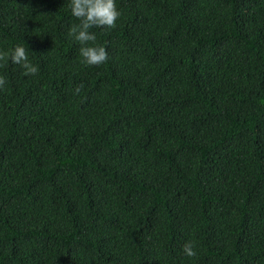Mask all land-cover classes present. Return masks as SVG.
I'll return each instance as SVG.
<instances>
[{
  "label": "trees",
  "instance_id": "16d2710c",
  "mask_svg": "<svg viewBox=\"0 0 264 264\" xmlns=\"http://www.w3.org/2000/svg\"><path fill=\"white\" fill-rule=\"evenodd\" d=\"M116 6L86 66L69 0H0V264H264V0Z\"/></svg>",
  "mask_w": 264,
  "mask_h": 264
},
{
  "label": "clouds",
  "instance_id": "9594fccd",
  "mask_svg": "<svg viewBox=\"0 0 264 264\" xmlns=\"http://www.w3.org/2000/svg\"><path fill=\"white\" fill-rule=\"evenodd\" d=\"M72 16L79 21L68 29V35L79 43V55L86 66H100L109 60L106 48L96 44V34L90 31L93 28L113 30L122 13L117 9L116 0H69ZM9 59L13 65L22 69L23 76H36L39 68L29 59L27 50L21 45L15 46L10 52L0 50V68H4ZM7 80L0 75V91L6 90ZM83 85L76 87L79 93ZM183 252L188 257H196L197 251L193 241L183 246Z\"/></svg>",
  "mask_w": 264,
  "mask_h": 264
}]
</instances>
